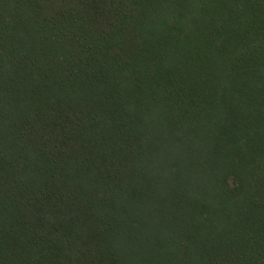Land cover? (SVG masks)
Masks as SVG:
<instances>
[{"label": "trees", "instance_id": "obj_1", "mask_svg": "<svg viewBox=\"0 0 264 264\" xmlns=\"http://www.w3.org/2000/svg\"><path fill=\"white\" fill-rule=\"evenodd\" d=\"M0 264H264V0H0Z\"/></svg>", "mask_w": 264, "mask_h": 264}]
</instances>
